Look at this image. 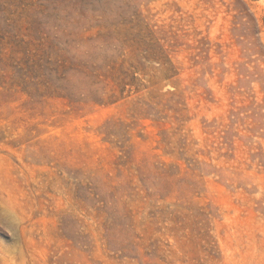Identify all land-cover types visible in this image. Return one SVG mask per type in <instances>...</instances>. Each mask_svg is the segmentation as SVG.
<instances>
[{"label": "rangeland", "instance_id": "rangeland-1", "mask_svg": "<svg viewBox=\"0 0 264 264\" xmlns=\"http://www.w3.org/2000/svg\"><path fill=\"white\" fill-rule=\"evenodd\" d=\"M0 264H264V0H0Z\"/></svg>", "mask_w": 264, "mask_h": 264}]
</instances>
